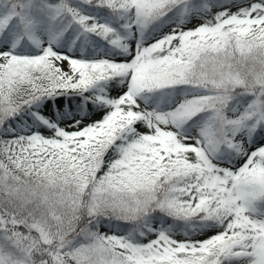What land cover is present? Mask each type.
Here are the masks:
<instances>
[{"label":"snow or ice","instance_id":"6c2138e0","mask_svg":"<svg viewBox=\"0 0 264 264\" xmlns=\"http://www.w3.org/2000/svg\"><path fill=\"white\" fill-rule=\"evenodd\" d=\"M0 264H264V0H0Z\"/></svg>","mask_w":264,"mask_h":264}]
</instances>
